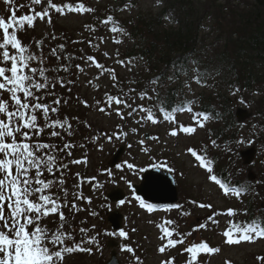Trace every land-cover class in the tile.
I'll use <instances>...</instances> for the list:
<instances>
[{
    "label": "snow or ice",
    "instance_id": "1",
    "mask_svg": "<svg viewBox=\"0 0 264 264\" xmlns=\"http://www.w3.org/2000/svg\"><path fill=\"white\" fill-rule=\"evenodd\" d=\"M10 0H5L8 4ZM162 0H156L157 6L161 4ZM33 5H40L42 0H31ZM48 7H45L43 11H35L33 15H23L17 18L15 11L11 12L7 21L0 17V30H2L3 37L0 41V264H62L65 258V254H72L75 252H89L91 254V247H84L85 244H97L96 236H88V230L81 227L79 232L82 234L81 239L77 242L73 236V232L66 228V225L70 228V221L65 216V213L61 210L62 207H68V189L64 187L65 178L64 173L57 179H48L45 177V173L52 174L55 176V172H60L62 169L67 170L68 164L63 162V159L58 153L65 152L66 149L76 147L75 144H64L62 148L57 149V146L52 143H42L37 137L45 132L46 129H53L49 135L52 137L60 136L58 131H55L57 127L70 129L72 125L65 118L63 121L60 119H52L49 113H57L58 107H53L51 104L42 102L44 99L43 95H38L41 90L49 89L54 87L58 82L55 77L49 78L47 73H56L61 70L67 72L68 67L66 65H60L59 67H44L46 58L41 55H36L30 50V45H25L21 38H18V30L24 31L25 25L28 28L34 27V21L39 18L41 21L45 17H48L47 23L51 24L52 20L49 15V9H54L56 13L60 15L65 14V10L68 13H92L95 9L86 7L84 3H63L58 5L53 3V0H47ZM134 5L131 0L125 4V8L130 9ZM165 19L169 17L165 16ZM112 23L109 31L113 33L124 32L123 28L114 26L115 20L112 15H108L106 19L102 20L101 23L108 25ZM10 28L12 31L10 32ZM85 28L89 31H96V29L90 25H85ZM55 39V36L52 37ZM100 42L103 43V37H100ZM114 43H122L120 39L113 38ZM73 43H76L74 41ZM37 47H40V42H36ZM91 45V40L89 41ZM98 48V45H92ZM64 45H59L61 51L64 50ZM10 49L14 50L10 54ZM51 56L55 57L56 60H60V56L57 54V49H51ZM104 55H108L104 53ZM71 59V56L67 57ZM86 61H91L98 69H101L100 75L104 72L111 73V79L116 81V75L114 69L105 68V66L96 61V58L92 55L86 57ZM117 63L124 65L123 60L117 59ZM33 63L37 66L33 67ZM79 71L83 72L84 69L81 65L75 66ZM99 79V76L97 77ZM157 80L152 83H157ZM196 82L200 83V75L197 74ZM73 83V81H68ZM63 86V84H61ZM115 86V84L113 85ZM134 92L135 89H132ZM235 91H240L236 89ZM235 94V92L233 93ZM122 96H113L109 93H105L104 103L106 107H100L99 111L108 113L107 109H111L113 103L117 106L123 105V108H131L128 112V116H132L137 108L133 107L132 104L128 103V100ZM141 101L151 99L148 97L147 92H141L139 94ZM66 103V101H65ZM86 107L89 105L86 101H82ZM101 101H96L97 105H100ZM192 101H188L186 104L178 108H171L161 106V110L164 113V119L168 121H174L176 112H193ZM241 103H245L241 98ZM52 104L59 106L61 101L55 99ZM140 112H146L147 115L144 117L146 121H150L152 124H156L159 121L155 118V114L151 108H145L143 104L138 106ZM116 115L121 119L125 120L123 110L120 107L115 109ZM199 118H202L199 119ZM210 115L203 111L195 112L193 120L196 121L199 127H204L205 123L210 120ZM42 120V123H41ZM255 127V126H254ZM196 127H185L179 125V131L185 134H193L196 132ZM132 133L137 131L136 128L130 130ZM71 136L72 132H68ZM113 136H117V133H113ZM127 132L121 129L119 135L126 137ZM171 137H176L178 131L176 128L171 129L168 132ZM99 139L98 136L92 138L93 142ZM107 139L111 140L112 136H108ZM145 140H158V137L150 136L141 139L139 142L143 145ZM239 142H243L242 140ZM252 141H249L251 143ZM213 146H216V141H211ZM80 147H84L83 144ZM131 147V145H129ZM102 148V146H101ZM144 152H148L147 148L142 149ZM197 161L199 165L206 169L210 174L209 180L215 182L224 196H234L240 199L243 194L247 191L250 185H244L241 187L232 186L230 182H222L221 179L214 173L213 162L207 159V150L204 149V154H198L195 150L187 149ZM66 155L71 156V151H68ZM71 163L87 164V154H85L83 160H73ZM127 169L134 170L136 165L124 162ZM164 166L171 173L175 169L169 167L166 162ZM124 165H116L117 169H122ZM55 169V172H54ZM108 177H112L113 173L110 169L105 170ZM144 171V169H139ZM80 176L79 173L76 174ZM44 177V178H42ZM121 179H125L121 177ZM88 182L96 180V177L87 178ZM131 186L130 182H128ZM77 189L80 185H75ZM58 188L63 193L61 196L59 193H53L52 189ZM76 200L87 199L88 203H91L90 197H83L80 192L73 193ZM140 200V197H136ZM63 201V203H61ZM121 204L124 201L120 202ZM192 203H197L192 201ZM140 206L147 208L149 212L154 210L152 204H146L140 200ZM201 208H212L211 204H198ZM169 208L179 209L182 205L173 204L169 205ZM71 208L75 211L80 209L75 203L71 204ZM59 215V226L53 231L50 230L45 224L44 219L49 217L50 214ZM92 215H97L96 212H92ZM187 214V213H185ZM237 210L228 208L226 215L233 217L237 215ZM247 213H245L246 215ZM208 219L213 223H219L214 220L213 216H209ZM168 225H173V220H167ZM95 228V226H92ZM199 228H207V224H201ZM135 231V229H133ZM162 235L159 237L163 243L158 247V252L164 254L167 250L175 248L178 244L183 245V235L176 229L162 228ZM109 235H115L110 233ZM118 235L124 239H128V233L121 230ZM187 235H191L188 233ZM225 237L224 243L232 246L239 245L241 243H255L258 239H264V217L259 220L253 218L250 222H246L243 226L238 223H232L229 228L223 232ZM175 237V238H174ZM66 241H70L71 244H66ZM59 246V247H57ZM97 250L99 248L97 247ZM188 254L189 258L187 264H199L198 256L200 254H217L221 251L219 247H211L206 241L194 243L191 246H186L184 249ZM122 251H127L132 254L135 258L136 264H142L140 257L135 256V249L130 245L122 246ZM175 257H169L165 260L160 261V264H174ZM258 261L264 264V257H257ZM230 264V262H225Z\"/></svg>",
    "mask_w": 264,
    "mask_h": 264
},
{
    "label": "rangeland",
    "instance_id": "2",
    "mask_svg": "<svg viewBox=\"0 0 264 264\" xmlns=\"http://www.w3.org/2000/svg\"><path fill=\"white\" fill-rule=\"evenodd\" d=\"M89 3L92 4V6L95 5V11L94 13H99L104 8L106 0H87ZM53 3H56L58 5H62L63 3H73L74 5L78 4V0H53ZM209 5H212V0H208ZM29 5V6H27ZM209 6V7H210ZM45 7H48L47 0H42V3L40 5H33L31 3V0H10L8 4L5 3V0H0V17H3L6 21L8 17L10 16L11 12L15 11L16 16L27 13V15H33L35 11H43ZM88 7V5L86 6ZM165 7L164 0H162L161 4L157 6L156 0H138L136 6L131 7L130 9H127L123 6L122 10L120 9L119 16L114 18L116 27H119V22L124 18V15H127L128 19L130 20V24H134L132 21L134 18V15L132 12H144L146 14L148 13H157L162 8ZM51 10V12H50ZM214 11L210 10L208 13L207 11H201L199 13L200 15H206L203 17L201 21V27H200V36L197 39L198 41V48H199V56L203 60V58L208 57L210 55H216V53L219 51V49L223 46L224 38L222 35V39L217 40L216 37H218V32H216V29L213 27V24L211 22V18L214 16ZM131 14H128L130 13ZM89 13H78V12H72L68 13L65 12L64 15H60L59 13H56L54 9H49V15L51 17L52 23L48 24L47 20L48 17H45L43 21H41L39 18H37L34 21V27L28 28L27 25H25L24 31L18 30V38H21L23 43L26 45H30V50L33 51L36 55H41L46 58L44 67H59L63 63L61 60H56L53 56H47L46 52L48 49H50V46L54 44L51 39H49V36L53 33H56L60 39L58 41L57 47H59V44H63L64 50L65 48L73 49V48H81V57H80V65L84 69L83 72L79 71L75 66L79 63L76 62L75 59L72 60L71 67L76 75L78 77V73L80 74V77L78 79L80 80V88L81 90H86L89 94V97L92 99L95 98V96L99 93H101L98 98H96L94 101H104L105 100V93H109L108 86H111L113 84V80L111 79V73L104 72L103 75H100L101 69H98L91 61H86V57L88 55H92L96 58V61L98 63H101V61H107L109 64L114 65V58L113 55L123 50L125 47V43L129 42L127 35H124L122 33H113L109 31L110 27L113 26V24L110 22L108 25H104L102 23L94 25L91 20V14L86 15ZM170 19H175L173 17L167 16ZM127 20V21H128ZM85 25H90L96 29V31H89L85 28ZM11 29V28H10ZM124 32L127 33V29L123 28ZM10 32L12 31L9 30ZM48 35V38L45 39L43 34ZM3 33L0 30V41H2ZM100 37H103V43L100 42ZM113 38L120 39L122 43H114ZM91 40L92 44H89V41ZM40 42V47H37L36 42ZM76 41V43H73ZM63 42V43H62ZM92 45H98L97 47H94ZM13 53L10 49V54ZM104 53H107L108 56L104 55ZM101 55L105 57L101 58ZM51 57V59H50ZM33 67L37 66L35 63L32 65ZM122 69L120 70L117 68H114L115 75H120L119 79L122 81L124 71H130V70H138L140 69V63L138 61H130L126 63L125 65H122ZM58 72L53 73V77H57ZM52 74H48V76H51ZM99 76V79L97 77ZM171 76L169 75V78ZM113 81V82H112ZM207 79L204 81L206 82ZM212 81V80H211ZM170 81H167L164 83V86H168ZM112 83V84H111ZM217 82L214 84L206 83L205 86H202L203 88H198L200 86L196 85L195 83L189 84L190 87L188 89H184L181 92L182 97H188V91L191 97L197 99V94L206 96L208 94H211L213 97L215 96V91L218 90V88L214 87ZM146 86V82L143 85ZM154 88L153 86L151 87ZM163 87H160L157 89L158 95L160 93H163L162 89ZM75 89V88H74ZM221 91V90H220ZM2 92V90H0ZM149 92V91H148ZM84 93H86L84 91ZM129 94L126 99L130 102L134 101H141L138 100L139 94ZM222 93V91H221ZM87 94V93H86ZM246 100L249 98L248 95H245ZM199 99V98H198ZM254 100H250L252 104V108L254 107ZM146 101V99L144 100ZM54 105V104H53ZM57 105L53 106L56 107ZM236 107L245 108L249 111H251L247 106L244 104H239ZM60 109L62 108V104L59 105ZM117 107L113 106V115L112 114H105L104 112H100L98 109H94L88 114H85L88 118H90L92 121H97V124L107 125L108 123H113L119 121L120 118L116 115L115 109ZM109 113V111H108ZM57 115L56 113H51V115ZM63 114V113H61ZM50 115V116H51ZM64 119V117H63ZM181 120V123H190L189 115L183 114L179 116L178 118ZM257 122V121H256ZM166 122L163 121L162 125L160 126H151V123L144 124V129L142 132H156L161 135V133L169 132L166 128ZM251 125L250 127H252ZM193 127V126H192ZM254 127V126H253ZM254 129V130H253ZM252 130H248L250 132H255V127ZM202 129H197L195 133L188 134V135H180L178 134L176 137H171L168 134H166L163 137L162 140V149L169 152L171 158H170V167L175 169V179L177 180V186L179 185V192H180V201L182 203L183 211L175 212V213H169L170 210H163L161 212H158L155 214H149L148 216L146 213L140 212L141 209L147 210V208H142L140 206V200L136 199V196H134L130 184H137L139 182L140 176L142 175L143 171H139V169H144L148 167L147 163H144L146 161V158H144L141 154L138 156H141L140 160L136 159L134 165H137V170L135 171H126L121 170L120 172H112V177H108L107 172L102 167H105L107 165V159L105 156H109L110 148L108 147V144L102 148H99L102 144V140H96L93 142L92 140L87 139L83 141L80 138H75L74 140L81 141V143H78V147L76 149L71 148L68 151H71V156L66 155V158L69 160L71 159L68 165V169L64 170V174L66 172H70L71 176L76 175L77 173L80 174L79 177H82L81 174L84 173L82 179L90 178V177H96V180L89 183L86 187L83 188L82 194L83 197H90L91 203H88L87 199H79L77 201L74 200L73 203L77 205V207L80 209L79 211H75L71 208V205H69L68 208H66L67 212L65 216L70 221V225L72 224L75 226L77 224L78 220H81L82 222H86L90 224V228L93 230L103 229L105 227V218L110 210L113 209V205L109 204L108 202L104 201L101 202V193L102 191H105L107 187H109V192L114 186H118L122 188L125 193L126 197L123 200L124 203L118 206V209L123 212L125 215L128 216V218L125 220V231L128 232V239H124L122 246L126 245L128 242H140L134 243L139 246V250H135V256L140 257L142 264H160L159 260H165L167 257H172V254L174 252L173 250H167L165 253V257H156L158 248H156L157 245H161L163 241L159 239L160 235L159 232L162 227L166 226H173V229H176L179 233L184 234L183 239H185L186 243L194 244L199 243L201 241H206V238L208 236L212 237L210 241H206L208 244H211L215 247H219L221 251L217 254L212 255H206L203 259L198 260L199 264H225V262H230V264H262L261 261L257 260V257H264V240H257L255 243H241L238 247H232L224 243L225 237L222 235V228L219 229V227H223L222 225L214 224L212 227L209 224L208 221L205 219H202V217L205 216V214L208 212L207 208L198 209V207L195 208L198 210L193 209L192 214L190 212V205L187 204L184 200L185 198H191L192 196H195V199L198 202L204 203V204H211V205H218V208H223L225 205H220L221 195L220 193H217V190H221L215 182L210 181L209 179L204 180L202 172H199L198 169L194 168L192 165L196 161V158L191 154L189 155L187 153V149L191 148L196 150L198 154L203 155V150H207V156L213 155L215 151V147L210 148L209 139L204 136V133H201ZM141 132V133H142ZM118 133V132H115ZM128 133V132H127ZM254 133V134H255ZM73 135V134H72ZM69 136V144L73 143V137ZM245 134H243L244 137ZM131 138H135L134 134L130 136ZM141 139H143L141 137ZM140 141V140H139ZM207 141V142H206ZM248 141H252L251 143H248L246 146H240V149H245L250 146H254L256 144L254 142V139L252 137L249 138ZM83 144L84 147H80V145ZM103 149H105L103 151ZM67 151V152H68ZM126 151V150H125ZM233 152H238V150H232ZM66 152V153H67ZM131 153V151L128 149L126 151V154ZM85 154H87V164L80 163V164H74L71 163L73 160H83ZM105 154V155H104ZM233 153H229L226 158H229L231 161L230 155ZM260 156V153H259ZM125 152L123 156V160H125ZM258 157V153H257ZM109 159V157H108ZM142 159V161H141ZM221 159L225 160V155L221 157ZM144 163V164H143ZM225 163V161H224ZM155 166L156 164L153 162L152 164ZM199 165V164H197ZM160 169L167 170L166 167L161 166ZM182 172H181V171ZM246 171L248 169H245ZM249 171L253 174L256 173L255 168L251 165V168H249ZM181 172V173H180ZM59 172V174H61ZM188 174V175H187ZM258 176L259 174L256 173ZM187 175V178H186ZM72 181V186L75 189L74 192H79V189L74 187L75 185H78V178ZM121 177H124L125 179H121ZM81 179V178H80ZM82 180V181H83ZM119 181L121 182L119 184ZM84 184V182H83ZM82 184V186H83ZM192 184V185H189ZM94 185V186H93ZM104 186V187H102ZM191 186V188H190ZM258 182L255 185H250L248 189H253L254 195L257 197L258 194ZM192 189V192H191ZM249 194V192H248ZM204 201H203V200ZM245 199V198H244ZM264 199V192H262L261 197L257 198V204H260L259 207H264V202L262 200ZM226 201V199H225ZM189 202V201H188ZM109 205L108 208H106L103 212V216L100 215V213H97L95 217H92L91 214L94 209L97 207H102L105 205ZM220 205V206H219ZM167 217H160L157 215L162 214H168ZM187 213V214H185ZM221 214H223L221 209ZM57 215V214H56ZM196 215H199V219L196 220L194 217ZM145 216V217H143ZM103 218V219H102ZM228 218H225L227 220ZM144 220V221H143ZM167 220H173L175 223L173 225H168L166 223ZM205 221V222H203ZM223 221V220H220ZM139 222V223H138ZM201 224H207V228H199L198 226ZM95 226L93 228L92 226ZM133 225H137L133 228ZM68 227V226H67ZM127 228L129 230H127ZM135 229V231L130 230ZM124 230V229H123ZM188 233H191V235H187ZM82 234L79 235L81 237ZM175 238V237H174ZM122 248V247H121ZM133 248V246H132ZM134 249V248H133ZM186 252V251H185ZM107 251L105 250L103 252V255H106ZM122 255L127 256L125 252H122ZM120 256L123 264H136L135 258L132 254L128 255L127 257ZM188 255H185L184 258H187ZM187 263V261H185Z\"/></svg>",
    "mask_w": 264,
    "mask_h": 264
},
{
    "label": "trees",
    "instance_id": "3",
    "mask_svg": "<svg viewBox=\"0 0 264 264\" xmlns=\"http://www.w3.org/2000/svg\"><path fill=\"white\" fill-rule=\"evenodd\" d=\"M125 1L128 0H115L116 3ZM131 2L135 1L131 0ZM198 2L200 3V7L196 5ZM164 3L165 7L156 15L137 13L132 20L134 24H130V20L126 23L128 27V40L133 44L127 47L122 57L127 59L136 57L145 63L146 68L144 67L141 72L133 75L132 78L119 81L114 91L123 95L124 93L121 89L125 85V82H130L132 88L137 90L141 86L142 81L158 74L160 75L158 84L161 85L163 80L169 79L168 75H170L172 80H175V85L168 89V95L165 97V106H169L182 98L180 90L183 88V85L178 80L179 74L178 76L175 75V71H173V74L169 73L170 67L181 62L183 63L188 58L194 56L198 62L197 74L200 75L201 81L206 84L210 82L209 80H214L217 82L214 87L218 88V90H214V97L211 94L206 96L197 95V98L200 100L197 104L202 109L210 111L213 109L212 106L215 102L218 104L219 112L221 111V114L219 112L215 114V126L209 131L208 136L211 140L216 141V146H214V154L209 155L207 158L213 162L214 174L226 182L232 181L236 185L240 183L241 186H244L241 182L242 174L237 156L232 151L235 150V137H237L236 132L239 126L232 117L231 104L226 95L233 93L236 89H240V91L235 92H238L243 97L248 95L247 101L255 99L253 109L258 123L253 126L256 128L255 137L258 141L259 149L264 154V0H212L211 6L208 0H164ZM213 9L215 11L211 22L216 32H218L219 37H217V40L222 39V37L224 38L223 46L216 55H210L202 60L199 55H194L198 50L197 39L199 38L203 17ZM201 11H207V13L199 16ZM165 16L175 17V21L174 19H167L172 25H166ZM221 35L222 37H220ZM56 44H58L57 41L50 46L46 54L50 56L51 49L56 48L57 54L63 62L61 64L66 65L68 71H59L56 77L58 82L55 86L41 90L37 94L44 96L42 101L44 103L49 102V104H52L53 100L59 99L63 109L56 106L58 107V112L56 113L58 116H51V118L63 121V115L67 114L68 122L72 127L67 130H65L67 126L65 128L57 127L54 129L60 133V136L57 137L49 135L53 129H46L37 139L42 143L55 144L57 149H59L64 144H69V140H72L69 139L68 135L70 131L73 134L72 144L76 145L74 147L76 149L78 147L77 144L81 143V141L74 139L80 138V136H84L88 132L84 125V119L85 112H87L86 110L89 107L82 106L81 101L77 98H71V104L67 105L69 98L73 96V92H70L71 85H68V75L72 70L71 63L74 59L71 56L73 50L65 48V50L61 51ZM69 56H71V59H67ZM48 74H52L49 76L51 79L53 73L49 72ZM206 79L207 81L204 82ZM220 90L225 92V95L221 94ZM249 104L252 106L250 102ZM69 105H73L76 109H70ZM253 126L249 129L252 130ZM248 133L252 134L253 132L248 131ZM68 150L66 149L65 152L58 153V155L63 159L64 163L69 165L71 159L69 158L68 160L66 158ZM229 153H233L230 155L232 161L226 158ZM224 155L225 160H222L221 157ZM61 171L64 172L63 169ZM258 171L259 196L254 195L253 189H249L247 198L242 200L243 223L250 222L253 218L259 220L264 217V207L260 208V204H257V198L261 197L262 192H264V165H259ZM60 176L59 172H55V176L45 173V177L48 179H57ZM64 178L66 181L64 187L69 192L68 197H72L71 173L66 172ZM52 192L59 193L61 196L63 195L58 188H53ZM101 202H104L102 198ZM262 202H264V199ZM106 208L107 204L105 203L104 206L97 207L93 212L100 213L103 216ZM62 211L65 214L67 212L65 207H62ZM245 213L247 214L245 215ZM95 216L93 215L92 217ZM58 220L57 215L53 214L52 217L44 219V224L49 228L55 225ZM81 227L88 230L87 235L89 236V223L82 222L81 220H78L75 226L72 225L68 229L73 232V236L77 242L81 239L79 237L81 234L79 229ZM96 240L98 241V245L103 244V241L99 240L97 236ZM66 244L70 245L71 242L66 241ZM88 245L85 244L84 246L87 248ZM75 253L83 256V252ZM179 255L180 252L178 251L175 257L177 260L176 264L179 261ZM73 261L72 264H84L83 260L81 262L80 259L76 261L74 259Z\"/></svg>",
    "mask_w": 264,
    "mask_h": 264
},
{
    "label": "water",
    "instance_id": "4",
    "mask_svg": "<svg viewBox=\"0 0 264 264\" xmlns=\"http://www.w3.org/2000/svg\"><path fill=\"white\" fill-rule=\"evenodd\" d=\"M244 115L242 114V117ZM122 153V148L116 150L112 155L109 166L112 167L118 161L119 156ZM252 154L253 151H248L244 154ZM250 156L245 161L248 163ZM137 194L142 196L145 200L151 202H162L171 203L175 200V188L172 179L164 173H159L157 171L146 172L142 177V182L138 186H134ZM109 201H121L123 199V193L120 189L112 190L106 195ZM107 223L113 230H119L121 227V215L117 210H113L109 213ZM116 246L117 243L114 240L107 241V247L110 248V258L105 264H120L116 257Z\"/></svg>",
    "mask_w": 264,
    "mask_h": 264
},
{
    "label": "bare ground",
    "instance_id": "5",
    "mask_svg": "<svg viewBox=\"0 0 264 264\" xmlns=\"http://www.w3.org/2000/svg\"><path fill=\"white\" fill-rule=\"evenodd\" d=\"M150 14H151V13H150ZM239 204H241V203H240V199H239Z\"/></svg>",
    "mask_w": 264,
    "mask_h": 264
}]
</instances>
